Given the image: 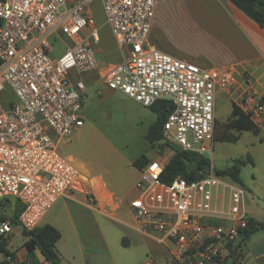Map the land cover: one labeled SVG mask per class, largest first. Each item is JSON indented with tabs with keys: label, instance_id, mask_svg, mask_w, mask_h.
<instances>
[{
	"label": "built area",
	"instance_id": "2783aa9c",
	"mask_svg": "<svg viewBox=\"0 0 264 264\" xmlns=\"http://www.w3.org/2000/svg\"><path fill=\"white\" fill-rule=\"evenodd\" d=\"M96 3L121 54L118 61L98 58ZM156 4L0 0V201L21 204L22 228L40 225L79 184V171L60 146L83 125L92 76L143 106L170 101L164 136L183 150L204 156L213 150L219 94L229 96L264 135V89L256 88L257 79L246 70L205 68L158 49L150 40ZM54 43L65 46L59 55ZM164 163L150 160L139 169L138 194L129 203L137 229L168 247L174 264H241V257L228 255L250 217L245 188L212 167L199 179L177 176L165 183ZM12 225L2 221L0 234L8 235Z\"/></svg>",
	"mask_w": 264,
	"mask_h": 264
},
{
	"label": "rangeland",
	"instance_id": "374dc122",
	"mask_svg": "<svg viewBox=\"0 0 264 264\" xmlns=\"http://www.w3.org/2000/svg\"><path fill=\"white\" fill-rule=\"evenodd\" d=\"M176 2L164 0L162 5L161 28L165 39L177 50L204 53L209 43L202 27L197 28L189 21L184 22V11L176 7ZM96 7V22L102 25L101 40L97 46L98 58L104 62L118 61L121 54L108 25L104 23L100 4L96 3ZM64 48L63 43H54V54L59 55ZM86 87L81 110L83 125L73 132L71 143L61 145L60 150L64 155L70 153L87 163L93 174L94 170L101 172L105 182L115 179V171L120 169L118 175L121 191L125 193L132 182H128L124 172H132L131 181L140 177L139 169L132 165L138 156L145 154L150 157L149 160L166 162L173 150L168 147L152 148L145 138L149 125L156 118L149 106H143L109 89L96 75L87 79ZM232 103L229 96L218 95L213 150L206 151L205 157L211 161L213 171L231 166L236 158L245 159L247 155L252 158V162L247 160L240 168V176L246 188V209L250 216L264 223V210L253 198L255 195L264 201V135L260 131L239 132L227 129L226 122L231 117ZM231 136H238V139L234 142L226 140ZM204 144L209 146V142ZM80 174L81 180H85V174L81 171ZM80 193L86 192L77 185L75 200L65 197L59 199L41 222V225L53 223L61 233L56 247L62 264H145L149 260L153 264H174L168 247L159 243L154 236L127 230L120 224L122 220L134 223L124 204L116 210L106 207V214H103L81 205L76 200L81 199ZM137 194L136 189L134 196ZM86 197L90 201L87 194ZM1 210L11 214L13 203L1 207ZM8 238L9 251L22 250L26 237L21 226L13 224ZM4 258L5 255L0 252V260Z\"/></svg>",
	"mask_w": 264,
	"mask_h": 264
},
{
	"label": "crops",
	"instance_id": "0c3cea01",
	"mask_svg": "<svg viewBox=\"0 0 264 264\" xmlns=\"http://www.w3.org/2000/svg\"><path fill=\"white\" fill-rule=\"evenodd\" d=\"M163 2L164 0H157L155 16L150 30V40L154 46L166 53L193 61L203 67L220 68L231 66L235 68L237 73L246 70L251 73L255 80L257 79L258 82L256 84L258 85V89H264V30L254 21L235 7L229 0H177L176 7L184 11L183 16L181 15L183 21H189L196 25L197 28L202 27L204 36L209 43L208 50L204 51V53L186 52L174 48L164 37L161 28ZM257 85H255L256 88ZM66 156L79 171V174L80 171L83 172L86 178L85 180H81L82 176L80 174L78 185L86 193H80L81 199L76 200L84 207L100 211L103 214H106L104 211L106 207L116 210L120 208V205L124 204L131 214L134 223L131 224L122 220L120 224L127 230L139 231L134 215L129 207V203L136 193L135 185L138 177L131 181L132 172L129 170L124 172L128 178V182L132 183L128 190L123 193L121 191V179L119 180L120 174L118 175L120 169H116L115 179L111 180V182H105L101 172L94 170L93 174L87 163L77 157H73L70 153ZM75 191H72L65 198L75 200ZM86 194L90 201L87 200ZM49 210L41 222L46 219ZM52 225L54 224L52 223ZM14 253L16 262L27 264L25 262L26 251L24 248L21 251H14ZM36 258L40 264H49L43 260V256L39 251L36 252ZM6 259L5 257L3 260ZM3 260H0V263ZM241 264H264V231L255 233L247 241L243 250Z\"/></svg>",
	"mask_w": 264,
	"mask_h": 264
},
{
	"label": "trees",
	"instance_id": "16d2710c",
	"mask_svg": "<svg viewBox=\"0 0 264 264\" xmlns=\"http://www.w3.org/2000/svg\"><path fill=\"white\" fill-rule=\"evenodd\" d=\"M229 1L264 30V0ZM172 107V103L168 100H157L149 106L156 115L155 120L149 125L145 134V138L149 141L152 148L163 149L164 147H168L173 150L170 146L171 142L165 138L163 131L164 121L167 115L171 112ZM230 116V119L226 122L227 129L239 132L243 130L252 132L259 131L249 120L247 115L244 114L234 103H232ZM237 139L238 136H231L227 137L226 140L234 142ZM247 160L252 162V158L249 155H247L245 159L236 158L231 166L219 170L216 169L215 173L227 177L245 188L240 176V168ZM149 161L150 160L145 154H141L132 164L137 169H140ZM210 167L211 161L204 155L188 150H182L179 152L173 150L172 156L164 163L160 179L165 183H170L177 176L183 177L187 180H195L208 173ZM11 202L13 203L12 213L6 214L2 212L1 207H4ZM21 209V204L16 199L6 198L1 200L0 223L8 219L14 225H19L17 218ZM261 230H264V223L250 216L245 227L240 229L237 243L233 248H230L228 256L231 258H242L243 250L247 241L252 235ZM22 233L26 237L22 247L26 251L25 262L27 264H40L36 258L37 251L43 256V260L49 264H62L60 254L56 247L57 241L61 238V233L57 228L49 223H45L38 225L32 230L22 228ZM8 241V235L0 234V252L8 258L3 260L0 264H23L22 262H16L14 251H9L7 249Z\"/></svg>",
	"mask_w": 264,
	"mask_h": 264
},
{
	"label": "water",
	"instance_id": "95a60500",
	"mask_svg": "<svg viewBox=\"0 0 264 264\" xmlns=\"http://www.w3.org/2000/svg\"><path fill=\"white\" fill-rule=\"evenodd\" d=\"M170 146L172 147V149H173L174 151H177V152L183 150L182 147H181L180 145H178L177 143H174V142H171V143H170ZM253 198H254L255 202H256L257 204H259V205L262 207V209L264 210V201L261 200L260 198H258V197L255 196V195L253 196Z\"/></svg>",
	"mask_w": 264,
	"mask_h": 264
},
{
	"label": "bare ground",
	"instance_id": "6f19581e",
	"mask_svg": "<svg viewBox=\"0 0 264 264\" xmlns=\"http://www.w3.org/2000/svg\"><path fill=\"white\" fill-rule=\"evenodd\" d=\"M69 159V158H68ZM70 160V159H69Z\"/></svg>",
	"mask_w": 264,
	"mask_h": 264
}]
</instances>
